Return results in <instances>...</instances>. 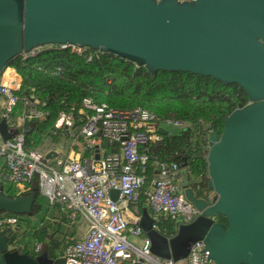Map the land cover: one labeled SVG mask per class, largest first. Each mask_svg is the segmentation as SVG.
<instances>
[{
  "label": "water",
  "instance_id": "obj_1",
  "mask_svg": "<svg viewBox=\"0 0 264 264\" xmlns=\"http://www.w3.org/2000/svg\"><path fill=\"white\" fill-rule=\"evenodd\" d=\"M57 45L110 54L151 73H189L243 90L249 104L223 119L219 136H208L212 201L198 196L181 172L184 197L197 218L164 236L146 209L140 216L127 203L119 209L128 225L145 234L158 259L187 264L192 246L202 243L214 264H264V0H0V73L23 53ZM109 195L115 202L118 192ZM28 198L27 203L0 192V214L30 215L35 194ZM10 239L0 236V264H64L45 252L22 254Z\"/></svg>",
  "mask_w": 264,
  "mask_h": 264
},
{
  "label": "built area",
  "instance_id": "obj_2",
  "mask_svg": "<svg viewBox=\"0 0 264 264\" xmlns=\"http://www.w3.org/2000/svg\"><path fill=\"white\" fill-rule=\"evenodd\" d=\"M177 1L182 4L193 0ZM45 50H68L71 54L84 55L87 61L102 54L87 48L57 45L34 48L18 58L23 62ZM21 87L22 77L8 65L0 73V125L10 133L6 140L0 136V192L6 195L11 187L16 198L37 178L38 193L48 205L60 203L70 225L80 227L86 223L83 237L72 239L63 255L55 259H64V264H174L151 255L149 240L138 226H130L123 220L119 205L127 203L128 208L135 207L145 184L149 157L142 149L161 139L160 129L179 133L188 124L163 119L140 108L117 111L83 99L77 113L82 118L79 132L83 142L74 139L69 144L70 150L68 146L51 144L38 151L26 147L30 128L25 124L41 122L45 114L18 96ZM18 106H25V111H20ZM72 125V115L61 113L54 129L71 137ZM72 152L77 155L72 156ZM49 153L51 158L46 159ZM179 172L175 162L162 163L156 170L146 193V204L155 224L164 218L176 229L199 215L184 197ZM17 187L22 192L16 193ZM111 191L118 192L115 202L110 198ZM203 197L212 201L213 195L206 193ZM18 226L16 217L0 214V236L10 234L12 238ZM129 237L139 239L140 245L131 243ZM39 252L37 245L35 253ZM187 264L214 263L208 260L203 244L196 243L190 249Z\"/></svg>",
  "mask_w": 264,
  "mask_h": 264
},
{
  "label": "trees",
  "instance_id": "obj_3",
  "mask_svg": "<svg viewBox=\"0 0 264 264\" xmlns=\"http://www.w3.org/2000/svg\"><path fill=\"white\" fill-rule=\"evenodd\" d=\"M9 65L22 77L18 96L45 114L43 121L25 124L30 128L26 136L29 149L44 151L51 144H59L63 148L68 146L67 150H70L69 144L74 139L82 143L79 132L82 118L77 113L83 99H91L97 105L104 104L117 111L140 108L160 118L188 124L185 131H167L158 142L142 149L149 160L145 184L135 204L138 211H141L140 201L145 200L156 170L162 163H177L179 171L187 176L189 187L198 196L209 193L205 161L208 136L210 133L219 136L223 119L249 102L243 90L236 85L225 86L211 78L189 73H151L110 54H101L87 61L84 55L71 54L68 50H45L23 62L17 58ZM18 109L24 112L25 106H18ZM61 113L72 115L71 137L54 129ZM88 155L86 153L85 157ZM38 183L34 178L23 194H35L30 215L4 214L18 219L19 230L10 239V244L30 257L45 252L48 258L54 259L62 256L73 243L71 239L75 231L69 225L61 204L50 206L39 195ZM14 192L10 187L6 196L15 198ZM32 220L37 222L35 226ZM156 227L164 236L175 233V225L168 219L161 218ZM20 240L22 247L17 244ZM33 245H40L39 253L30 249Z\"/></svg>",
  "mask_w": 264,
  "mask_h": 264
},
{
  "label": "rangeland",
  "instance_id": "obj_4",
  "mask_svg": "<svg viewBox=\"0 0 264 264\" xmlns=\"http://www.w3.org/2000/svg\"><path fill=\"white\" fill-rule=\"evenodd\" d=\"M9 134H10V133H8L6 127H5L3 124H1V125H0V136L3 138V137H7ZM206 150H207V147H206ZM15 190H16V193H20V192H22V188H21V187H17V188H15ZM18 197H19V198L21 197V200H24V201L27 202V203H28V201H29L28 196L21 195V196H18ZM18 197H16V198H18ZM32 221H33V223H35L34 225L37 224V222H36L35 220H32ZM52 221H54V220H52ZM86 228H87L86 223H81V225H80V232H81V235H84V234H85ZM27 236H28V235L26 234V236H25V237H26V240H27ZM75 238H76V240L80 238L79 231H78L77 234L75 235ZM128 239H129V241H130L131 243H134V244L137 245V246L140 245V242H141V241H140L139 239H136V238H133V237H129ZM21 240H22V239H21ZM21 240L17 242V244H18L20 247H22V242H21ZM29 246H31V245H29ZM36 246H37V245H33L32 247H30V249L33 250V251L35 252V248H36Z\"/></svg>",
  "mask_w": 264,
  "mask_h": 264
},
{
  "label": "crops",
  "instance_id": "obj_5",
  "mask_svg": "<svg viewBox=\"0 0 264 264\" xmlns=\"http://www.w3.org/2000/svg\"><path fill=\"white\" fill-rule=\"evenodd\" d=\"M71 155L72 156H76L77 154L75 153V152H72L71 153ZM179 179H180V183H181V172H179ZM146 197V196H145ZM145 200L144 201H140V204H141V211H138L137 210V208H135V207H129V210H131V211H133V210H136L135 212H136V214L138 215V216H140L141 215V212H142V210L143 209H146L147 211H148V213L151 215V212H150V210H149V208L147 207V204H146V198H144ZM134 212V211H133ZM35 224V223H34ZM33 224V226H35ZM70 225V224H69ZM70 226H72L73 228H74V231H75V235L77 234V232L79 231V235H80V238H82L83 237V235H81V232H80V227H78V226H76V225H70ZM79 238V239H80ZM72 239H76L75 238V236L72 238ZM71 239V240H72ZM15 247V246H14ZM16 248V247H15ZM55 259V258H54ZM54 259H52V260H54Z\"/></svg>",
  "mask_w": 264,
  "mask_h": 264
},
{
  "label": "flooded vegetation",
  "instance_id": "obj_6",
  "mask_svg": "<svg viewBox=\"0 0 264 264\" xmlns=\"http://www.w3.org/2000/svg\"><path fill=\"white\" fill-rule=\"evenodd\" d=\"M248 104H249V102H248Z\"/></svg>",
  "mask_w": 264,
  "mask_h": 264
}]
</instances>
